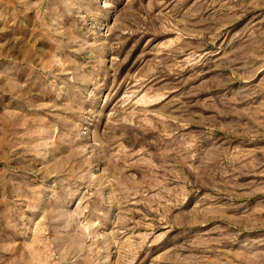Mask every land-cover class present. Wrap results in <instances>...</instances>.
<instances>
[{
    "label": "rangeland",
    "instance_id": "obj_1",
    "mask_svg": "<svg viewBox=\"0 0 264 264\" xmlns=\"http://www.w3.org/2000/svg\"><path fill=\"white\" fill-rule=\"evenodd\" d=\"M0 264H264V0H0Z\"/></svg>",
    "mask_w": 264,
    "mask_h": 264
}]
</instances>
